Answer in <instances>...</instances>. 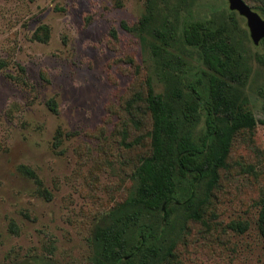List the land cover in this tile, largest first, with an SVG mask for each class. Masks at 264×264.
Here are the masks:
<instances>
[{"label":"rangeland","instance_id":"obj_1","mask_svg":"<svg viewBox=\"0 0 264 264\" xmlns=\"http://www.w3.org/2000/svg\"><path fill=\"white\" fill-rule=\"evenodd\" d=\"M146 7V0H0V264H94L93 233L132 195L135 168L150 152V117L134 126L127 102L148 81L164 90L155 41L131 30ZM158 7L170 19L180 11L179 33L188 20L232 27L228 0ZM235 19L248 106L262 120L264 45H254L245 18ZM41 26L50 30L45 43L34 39ZM262 200L258 124L236 137L205 224L163 226L157 216L142 224L176 242L173 264H264Z\"/></svg>","mask_w":264,"mask_h":264},{"label":"trees","instance_id":"obj_2","mask_svg":"<svg viewBox=\"0 0 264 264\" xmlns=\"http://www.w3.org/2000/svg\"><path fill=\"white\" fill-rule=\"evenodd\" d=\"M243 1L264 18V0ZM159 2L146 0V13L131 28L155 41L151 46L164 84V90L156 92L148 81L146 91H136L127 102L134 126L150 117V152L135 168L132 195L94 231V264H173L176 242L142 221L157 216L163 226L174 220L205 224L236 137L264 125L249 108L245 93L249 70L234 35L240 30L235 19L239 14L230 12L232 27L188 20L179 33L180 11L170 19ZM34 39L47 42L49 28L41 26ZM4 67L0 62V69ZM49 104L57 113L55 101ZM231 227L244 233L249 225ZM257 228L264 239V200Z\"/></svg>","mask_w":264,"mask_h":264},{"label":"water","instance_id":"obj_3","mask_svg":"<svg viewBox=\"0 0 264 264\" xmlns=\"http://www.w3.org/2000/svg\"><path fill=\"white\" fill-rule=\"evenodd\" d=\"M229 9L246 19L250 38L254 45L264 40V18L251 9L243 0H228Z\"/></svg>","mask_w":264,"mask_h":264}]
</instances>
